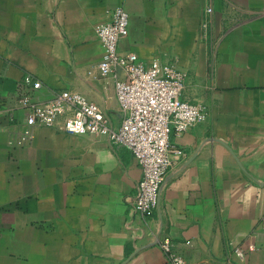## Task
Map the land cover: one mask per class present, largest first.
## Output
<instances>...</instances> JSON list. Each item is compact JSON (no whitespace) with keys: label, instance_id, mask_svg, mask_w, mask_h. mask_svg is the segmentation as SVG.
Here are the masks:
<instances>
[{"label":"crops","instance_id":"0c3cea01","mask_svg":"<svg viewBox=\"0 0 264 264\" xmlns=\"http://www.w3.org/2000/svg\"><path fill=\"white\" fill-rule=\"evenodd\" d=\"M118 6L130 16L119 51L176 65L183 98L208 107L204 122L172 131L184 155L145 220L128 148L47 126L14 143L26 94L78 92L121 126L122 71L100 72L96 34ZM26 74L42 86L24 87ZM165 237L190 263L264 264V0H0V264H165Z\"/></svg>","mask_w":264,"mask_h":264},{"label":"built area","instance_id":"2783aa9c","mask_svg":"<svg viewBox=\"0 0 264 264\" xmlns=\"http://www.w3.org/2000/svg\"><path fill=\"white\" fill-rule=\"evenodd\" d=\"M212 12L213 7L208 6L201 24L203 34H208ZM111 14L110 21L96 26L103 46L98 68L104 75L122 71L115 85L123 115L121 126L111 128L105 112L78 92H58L46 103L26 94L21 104L27 115L14 143L16 146L28 144L33 139L35 126H47L71 134L104 135L113 146L128 148L143 173L137 184L133 208L145 220L158 205L168 172L184 155L183 149L171 142L172 131L185 132L204 122L208 107L203 102L183 98L186 75L176 65L157 60L147 65L136 53L120 52L119 42L129 34L130 16L122 6L116 7ZM23 85L34 90L42 86L31 74L24 76ZM63 114H66L65 119L60 122ZM159 245L166 255L165 264H200L190 263L178 254L170 237H165ZM235 252L241 258L245 256L240 247L235 248Z\"/></svg>","mask_w":264,"mask_h":264}]
</instances>
